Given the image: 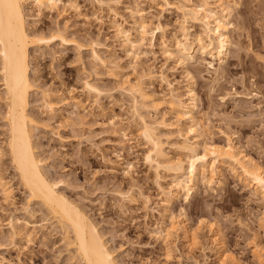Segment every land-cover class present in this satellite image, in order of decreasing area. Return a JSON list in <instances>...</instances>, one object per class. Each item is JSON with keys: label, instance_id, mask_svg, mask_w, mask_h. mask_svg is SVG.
Returning a JSON list of instances; mask_svg holds the SVG:
<instances>
[{"label": "rangeland", "instance_id": "374dc122", "mask_svg": "<svg viewBox=\"0 0 264 264\" xmlns=\"http://www.w3.org/2000/svg\"><path fill=\"white\" fill-rule=\"evenodd\" d=\"M229 1L234 45L222 65L199 52L185 64L166 53L168 45L181 37L185 17L178 5L184 0H63L59 9L43 11L32 3L26 6L34 31L50 37L62 29L69 39L87 47L61 40L31 47L30 73L39 86L30 95L29 111L37 121L33 139L43 170L58 181L62 194L97 222L120 264H223L222 250L215 245L216 229L228 254L232 252L243 264H260L258 253L264 257L257 247L264 250V199L256 194L253 181L226 163L213 179L210 171L199 173L188 198L185 192L168 197L166 192L172 196V190L176 191L174 174L156 170L145 159L150 143L141 134L135 109L141 98L137 103L120 84L127 76L134 80L150 70L154 78L144 79L145 86L158 96L168 97L174 88L185 97L187 87L194 84L196 116L204 131L201 143L210 137L225 143L227 134L237 150L264 168V0ZM138 11L155 30L144 40L136 34ZM116 20L139 40L133 53L118 37ZM159 23L163 29L155 28ZM188 26L196 33L203 31L199 23L188 22ZM93 48L107 60L106 66L93 58ZM161 73L172 86L162 80ZM1 78L0 74V82ZM86 80L101 93H90ZM40 88L51 89L55 95L64 93L66 100L59 102L54 115L46 110ZM3 92L0 84L1 96ZM75 100L81 104L75 105ZM139 108L150 120L165 119L168 127L158 129L166 151L171 157L186 158L179 146L189 121L178 120L168 108L161 113ZM5 111L0 97V264H84L75 248L68 246L56 219L39 201H29V191L6 146ZM4 182L11 189L9 196ZM176 217L190 226L191 241L181 230L164 239L163 229L173 220L178 223ZM13 225L29 233V239L24 233L15 235Z\"/></svg>", "mask_w": 264, "mask_h": 264}, {"label": "bare ground", "instance_id": "6f19581e", "mask_svg": "<svg viewBox=\"0 0 264 264\" xmlns=\"http://www.w3.org/2000/svg\"><path fill=\"white\" fill-rule=\"evenodd\" d=\"M62 1L0 0V74L2 77L0 84L4 86L3 95H0V97L6 106L5 119L9 134L6 146H8L9 154L21 182L29 191V201H39L56 219L59 227L64 231L68 246L75 248L76 256L80 257L84 264H120L116 259L115 250L108 245V241L99 230L97 222L91 218V215H88L83 207L62 194L58 187V181L50 178L43 170L44 162L38 154V145L33 139V128L37 121L29 111L30 95L34 89H39V86L36 85L30 73L31 47L36 44L48 45L53 40H61L63 43L73 42L81 49L87 47L76 39H69L62 29H59L50 37L34 31V26L28 21L26 6L32 3L40 11L53 10V8L59 9L60 4L63 3ZM215 3V5H212L209 0H201L198 3L193 0H184L178 5L185 21L181 25V37L175 38V43L170 46L173 49L168 45L166 53L176 56L183 64L187 63L188 60H193L197 52L210 55L214 60H218L220 65L228 60L234 45L232 36L229 34L232 24L229 20L232 15L230 5H228L230 1L215 0ZM66 4L72 5L71 2H64V5ZM114 4L117 5L118 1H114ZM114 12L117 16L118 12L116 10ZM138 12L140 13V11ZM139 13L135 12L138 16L141 15L140 20L136 21L138 23H135L139 27L136 34L144 40L149 34L153 36L155 30H150L151 27H149L146 17L143 16L144 13ZM188 22L192 24L199 23L203 31L194 32L191 26H188ZM113 26L116 27V33L123 44L130 53H133L132 50L137 47L139 40L137 42L131 31L117 20ZM155 28L163 29V26L159 23ZM92 43L94 45L98 44L96 41ZM93 53V58L99 63L104 66L108 64L107 60L101 57L94 48ZM209 64L215 67L214 61H209ZM160 76L164 82L172 86V83L168 81L163 73ZM153 78L154 72L150 70L134 80L127 76L120 84L123 89L135 96L137 103V98H141V103L136 104L135 109L140 117L141 134L150 143V148L145 153V159L156 170L164 168L174 174L173 188L176 191L172 190V196H170L171 191L166 192V195L168 197H179L182 192H185L186 198H188L196 185L194 180L198 179L199 173L202 174L201 172H203L205 174L204 172H206L207 174L210 171V175H212L210 177L213 179V176L227 163L232 170L239 169L245 180L253 181V189L257 192L256 194L261 195L264 199V168L257 161L243 153L242 150H237L229 135L225 134L227 138L225 143H220L213 137L207 138L208 140L203 144L201 143V136L204 131L196 116L198 95L192 86L194 84L187 87L185 97L174 88H172L170 96H158L156 93L147 91L145 86L144 79L152 80ZM85 87L90 93H101L100 88L90 80L85 81ZM40 91L46 110L49 114L54 115L59 107V102L66 100L64 93L61 92L55 95L51 89L43 88ZM74 104L80 105L81 101L75 100ZM139 107L155 113H161L160 111L163 108H168L175 112L178 120L186 119L189 121L186 132L181 133L185 139L179 146L186 152V158L169 156L164 145L163 135L158 129L160 125L168 127L169 124L166 123L164 118L160 121L150 120L139 112ZM1 149L2 146L0 145V152ZM7 184V182H4L3 190L9 196L11 189ZM129 200H133V197L129 196ZM172 218L175 219V217ZM175 220H173L171 226L165 230L163 229L162 232L165 231L166 234L163 233L165 235L164 239L168 238L173 231L179 232L181 230L183 235L190 240V226L188 227L182 219H179L178 223H175ZM159 227L161 230L163 224L162 227ZM164 227L166 226L164 225ZM13 230L15 235L23 236L25 234V232H22L23 229H17L14 225ZM216 230L214 231V240H216L215 245H218L220 251L222 250L221 263L224 264L229 260L231 264H243L232 252H230V255L228 254L229 252L224 248L223 239L219 240L218 238L220 232H216ZM27 234L29 233L25 234L26 237ZM157 235L159 234L157 233ZM257 247L260 248V251H263L262 255L264 253L262 246ZM257 247L255 250L258 249ZM259 254V262L264 264V257L261 258Z\"/></svg>", "mask_w": 264, "mask_h": 264}]
</instances>
